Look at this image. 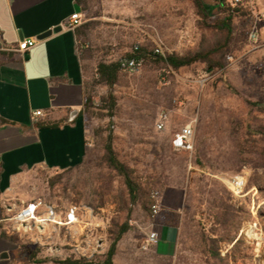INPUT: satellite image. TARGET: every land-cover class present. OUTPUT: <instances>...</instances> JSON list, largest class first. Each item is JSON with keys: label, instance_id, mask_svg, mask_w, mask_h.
<instances>
[{"label": "rangeland", "instance_id": "374dc122", "mask_svg": "<svg viewBox=\"0 0 264 264\" xmlns=\"http://www.w3.org/2000/svg\"><path fill=\"white\" fill-rule=\"evenodd\" d=\"M82 1L78 42L92 98L85 110L88 157L73 170L30 171L13 185L9 202L17 208L32 201L80 206L90 219L92 246L79 256L65 232L41 243L36 235L13 236L12 264L68 259L103 264L125 224L129 230L118 244L117 264H208L211 241L217 239L221 257H229L230 264H264V61L248 39L245 21L238 15L233 20L222 70L196 64L173 71L146 60L139 72L122 71L110 90L98 83L100 63H120L136 54V47L153 53L157 45L163 58L185 55L213 46L222 35L200 25L191 0ZM203 2L210 24L226 17L215 13L214 0ZM109 92L117 98L113 116L101 102ZM162 113H168V121L160 131ZM188 125L194 129L193 149L176 150L173 140ZM110 138L118 159L145 189L141 200H131L124 178L103 161ZM239 175L247 183L235 196L230 183ZM155 191L161 193V211L151 217L148 204ZM221 201L236 207L235 229L216 222ZM159 223L178 230L173 257L139 248L146 233H158ZM97 242H102L98 250Z\"/></svg>", "mask_w": 264, "mask_h": 264}, {"label": "crops", "instance_id": "0c3cea01", "mask_svg": "<svg viewBox=\"0 0 264 264\" xmlns=\"http://www.w3.org/2000/svg\"><path fill=\"white\" fill-rule=\"evenodd\" d=\"M212 8L218 16L223 13L219 1L214 0ZM76 13H83L78 0H0V220L20 177L35 169H75L88 157L85 100L90 85L79 51L77 31L82 27L66 26ZM238 16L245 21L248 36L253 19L246 11L240 10ZM58 27L60 32L39 40ZM25 40H36V45L21 53L18 47ZM256 49L264 61L263 27ZM3 229L0 223V258L4 253L9 258L0 259V264H12L14 244ZM157 231L160 240L150 252L173 257L177 228L159 223Z\"/></svg>", "mask_w": 264, "mask_h": 264}, {"label": "built area", "instance_id": "2783aa9c", "mask_svg": "<svg viewBox=\"0 0 264 264\" xmlns=\"http://www.w3.org/2000/svg\"><path fill=\"white\" fill-rule=\"evenodd\" d=\"M223 9H239L248 12L253 19V27L248 35L249 41L256 45L260 39V27L264 28V0H219ZM82 25V16L78 13L74 14L67 22L69 29L76 30ZM1 43V37H0ZM36 45V40H25L19 44L18 51L25 53ZM139 48L136 47V51ZM154 54L164 56L161 46L157 45ZM121 70L128 73H136L143 67V60L137 58H128L120 62ZM37 116L41 112L36 113ZM168 121V113H162L157 129L162 131L166 128ZM194 129L192 125L186 126L173 140V147L179 151H190L193 149ZM247 178L245 175L235 177L230 183V189L235 196L243 194L246 188ZM6 216L0 220L4 224V233L9 236H29L36 235L37 243H41L47 236L48 240L53 239L62 232L66 233V237L71 240V248L75 254L85 256L86 247L92 246L93 230L90 225V219L86 218L83 209L75 204L68 208H61L58 205H46L41 201H32L17 208L13 204H6ZM149 214L156 217L161 211V193L155 191L151 193L148 204ZM89 215L95 219L93 212L89 211ZM87 219V220H86ZM131 226H137L136 223L130 222ZM84 228L81 231L77 226ZM140 228V227H139ZM160 236L155 231L145 234L140 242L139 248L142 252H150L159 243ZM102 242H97L94 249L102 248Z\"/></svg>", "mask_w": 264, "mask_h": 264}, {"label": "trees", "instance_id": "16d2710c", "mask_svg": "<svg viewBox=\"0 0 264 264\" xmlns=\"http://www.w3.org/2000/svg\"><path fill=\"white\" fill-rule=\"evenodd\" d=\"M196 15L200 20V25L207 29L216 30L222 35V38L217 41L213 46L205 48L199 51L190 52L185 55L172 54L166 58L148 53L145 50L138 49L136 54L130 56V58H137L155 63H163L173 71H179L182 68L194 66L196 64H205L211 70H222L224 65V57L229 53L230 44L233 39V20L238 15L239 9H223L226 13V17L221 20H217L214 23H209L208 8L206 7L203 0H191ZM219 1V0H216ZM79 4L82 5L83 1L78 0ZM78 35L82 34V31H77ZM121 64L118 62L113 63H100L97 67L98 83L108 87L110 90L119 82L121 75ZM102 106L108 110L113 116L117 108V98L112 92H109L107 96L103 97ZM92 104V98L90 93L86 96L85 107L90 108ZM112 138H110L109 144L105 147V154L103 161L107 164L108 168L119 173L125 181V186L130 195L132 201L141 200L145 195V189L142 184L133 178V171L129 169L124 163H122L116 155L112 144ZM262 161L264 164V154L262 155ZM73 170V169H70ZM54 183V182H53ZM52 183V185H53ZM238 220V211L236 207L229 202L221 201L219 204V211L216 215V222L225 228H236ZM128 225L120 227L118 234L116 235L114 242L112 243L108 253L105 255L103 264H114V259L117 255L118 244L128 232ZM212 246L210 247L211 259L208 264H230L229 257L222 258L219 252V240L211 241ZM61 264H87L84 261L68 259Z\"/></svg>", "mask_w": 264, "mask_h": 264}, {"label": "water", "instance_id": "95a60500", "mask_svg": "<svg viewBox=\"0 0 264 264\" xmlns=\"http://www.w3.org/2000/svg\"><path fill=\"white\" fill-rule=\"evenodd\" d=\"M61 30H62L61 27H58V28L53 29V30H50V31L44 33L43 35H41V36L39 37V40H44V39H46V38L52 36L54 33H58V32H60ZM75 114H76V112H73V115H75ZM8 258H9L8 253H4V254L1 256L0 259H1V260H7Z\"/></svg>", "mask_w": 264, "mask_h": 264}]
</instances>
